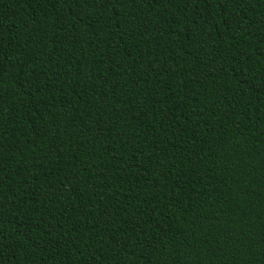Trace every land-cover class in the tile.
Segmentation results:
<instances>
[{"label":"trees","instance_id":"16d2710c","mask_svg":"<svg viewBox=\"0 0 264 264\" xmlns=\"http://www.w3.org/2000/svg\"><path fill=\"white\" fill-rule=\"evenodd\" d=\"M137 5L0 0V264H264V0Z\"/></svg>","mask_w":264,"mask_h":264},{"label":"snow or ice","instance_id":"6c2138e0","mask_svg":"<svg viewBox=\"0 0 264 264\" xmlns=\"http://www.w3.org/2000/svg\"><path fill=\"white\" fill-rule=\"evenodd\" d=\"M96 2L102 5H107V4L117 5L118 4L121 8H124L126 4L129 6H138L137 0H96ZM148 2L149 0H140V5H143L144 3H148ZM157 2H159V0H157ZM138 18L139 17H137V19ZM140 26L146 27L144 22H141ZM125 34L127 35V32Z\"/></svg>","mask_w":264,"mask_h":264}]
</instances>
